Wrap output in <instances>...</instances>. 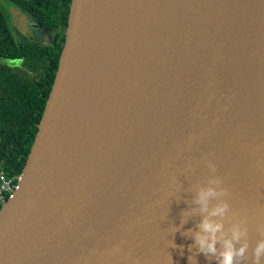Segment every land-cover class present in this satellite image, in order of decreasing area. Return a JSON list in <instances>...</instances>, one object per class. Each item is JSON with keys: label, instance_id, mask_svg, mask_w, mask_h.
<instances>
[{"label": "water", "instance_id": "obj_1", "mask_svg": "<svg viewBox=\"0 0 264 264\" xmlns=\"http://www.w3.org/2000/svg\"><path fill=\"white\" fill-rule=\"evenodd\" d=\"M209 159L259 236L264 0H72L0 264H207L181 219Z\"/></svg>", "mask_w": 264, "mask_h": 264}, {"label": "trees", "instance_id": "obj_2", "mask_svg": "<svg viewBox=\"0 0 264 264\" xmlns=\"http://www.w3.org/2000/svg\"><path fill=\"white\" fill-rule=\"evenodd\" d=\"M71 2L0 0V169L9 177L22 174L38 133L64 47ZM11 7L36 22L46 39L16 34L7 10Z\"/></svg>", "mask_w": 264, "mask_h": 264}, {"label": "clouds", "instance_id": "obj_3", "mask_svg": "<svg viewBox=\"0 0 264 264\" xmlns=\"http://www.w3.org/2000/svg\"><path fill=\"white\" fill-rule=\"evenodd\" d=\"M15 66H19V62ZM208 176L204 183L196 186L191 203L194 207L186 209L182 215L181 227L187 222V217L199 216L195 229H187L183 235L190 237L195 248L209 260L215 259L217 264H243L248 260V226L246 217L234 219L229 203L230 191L224 186V181L217 174L216 164L206 160ZM226 220L229 226L225 227ZM179 229L176 228V231ZM260 238L252 249V264H261L264 260V225L258 228ZM175 246V245H174ZM193 257H189L191 261ZM133 264H140L135 260Z\"/></svg>", "mask_w": 264, "mask_h": 264}, {"label": "rangeland", "instance_id": "obj_4", "mask_svg": "<svg viewBox=\"0 0 264 264\" xmlns=\"http://www.w3.org/2000/svg\"><path fill=\"white\" fill-rule=\"evenodd\" d=\"M9 6V5H8ZM10 13L11 25L22 32H26L31 38H35L37 41H43L46 39V33L44 30H35L31 24L28 23L29 18L22 14L17 7L7 8ZM25 22V23H24ZM10 63H12L10 61Z\"/></svg>", "mask_w": 264, "mask_h": 264}, {"label": "built area", "instance_id": "obj_5", "mask_svg": "<svg viewBox=\"0 0 264 264\" xmlns=\"http://www.w3.org/2000/svg\"><path fill=\"white\" fill-rule=\"evenodd\" d=\"M21 175L9 177L5 170L0 169V205L2 206L13 195L19 185Z\"/></svg>", "mask_w": 264, "mask_h": 264}, {"label": "bare ground", "instance_id": "obj_6", "mask_svg": "<svg viewBox=\"0 0 264 264\" xmlns=\"http://www.w3.org/2000/svg\"><path fill=\"white\" fill-rule=\"evenodd\" d=\"M260 238V236L249 238L250 247L248 249V260L243 262V264H252L251 256H252V249L254 248L256 241ZM261 263H264V260H262ZM207 264H217L215 259H207Z\"/></svg>", "mask_w": 264, "mask_h": 264}, {"label": "flooded vegetation", "instance_id": "obj_7", "mask_svg": "<svg viewBox=\"0 0 264 264\" xmlns=\"http://www.w3.org/2000/svg\"><path fill=\"white\" fill-rule=\"evenodd\" d=\"M24 23H25V22H24ZM28 23L31 24L35 30L38 29V24H37L36 22H34L33 20L29 19V20H28ZM14 29H15V33H16V34H19V33H20V34H27L25 31L22 32V31L18 30L17 27H15ZM27 35H28V34H27ZM28 36H29V35H28ZM33 39H35V38H33Z\"/></svg>", "mask_w": 264, "mask_h": 264}]
</instances>
